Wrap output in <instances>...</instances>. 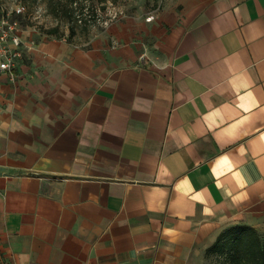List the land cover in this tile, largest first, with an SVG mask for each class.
<instances>
[{
  "label": "crops",
  "instance_id": "obj_1",
  "mask_svg": "<svg viewBox=\"0 0 264 264\" xmlns=\"http://www.w3.org/2000/svg\"><path fill=\"white\" fill-rule=\"evenodd\" d=\"M162 2L0 70L6 264H196L264 229V0Z\"/></svg>",
  "mask_w": 264,
  "mask_h": 264
},
{
  "label": "rangeland",
  "instance_id": "obj_2",
  "mask_svg": "<svg viewBox=\"0 0 264 264\" xmlns=\"http://www.w3.org/2000/svg\"><path fill=\"white\" fill-rule=\"evenodd\" d=\"M0 3L11 14L17 4L24 6L23 12L14 16L19 23L17 33L22 41L29 35L35 38L45 34L78 43L103 35L115 25L127 21L150 23L163 6L162 0H76L74 3L71 0H0ZM51 29H57L56 33ZM259 230L264 233V229ZM207 248L196 259V264H212ZM1 255L0 263L6 264Z\"/></svg>",
  "mask_w": 264,
  "mask_h": 264
},
{
  "label": "trees",
  "instance_id": "obj_3",
  "mask_svg": "<svg viewBox=\"0 0 264 264\" xmlns=\"http://www.w3.org/2000/svg\"><path fill=\"white\" fill-rule=\"evenodd\" d=\"M206 252L212 264H264V233L249 224H231L220 231Z\"/></svg>",
  "mask_w": 264,
  "mask_h": 264
},
{
  "label": "built area",
  "instance_id": "obj_4",
  "mask_svg": "<svg viewBox=\"0 0 264 264\" xmlns=\"http://www.w3.org/2000/svg\"><path fill=\"white\" fill-rule=\"evenodd\" d=\"M24 6L17 4L14 11L7 12L0 3V70L7 71L10 78L16 76L17 60L22 56V38L17 33L18 21L14 16L23 12Z\"/></svg>",
  "mask_w": 264,
  "mask_h": 264
}]
</instances>
